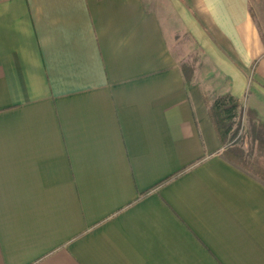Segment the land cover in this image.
<instances>
[{
    "label": "crops",
    "instance_id": "obj_1",
    "mask_svg": "<svg viewBox=\"0 0 264 264\" xmlns=\"http://www.w3.org/2000/svg\"><path fill=\"white\" fill-rule=\"evenodd\" d=\"M227 94L264 122V0H0V264H264Z\"/></svg>",
    "mask_w": 264,
    "mask_h": 264
},
{
    "label": "trees",
    "instance_id": "obj_2",
    "mask_svg": "<svg viewBox=\"0 0 264 264\" xmlns=\"http://www.w3.org/2000/svg\"><path fill=\"white\" fill-rule=\"evenodd\" d=\"M186 81L190 80V76L186 70H183ZM209 118L215 129L217 137L221 144L225 147L222 157L231 165L246 172L248 175L255 178L257 181L264 184V168L259 165H254L249 161V156L243 149L237 148L234 144L229 145L227 142L232 130L233 121L239 115L243 114V108L239 101L231 95H222L216 97L208 109ZM249 115H255L254 112L248 111ZM255 119V118H254ZM260 133L254 137V141L260 146L257 150H264V122H259ZM252 171H256L255 174Z\"/></svg>",
    "mask_w": 264,
    "mask_h": 264
},
{
    "label": "rangeland",
    "instance_id": "obj_3",
    "mask_svg": "<svg viewBox=\"0 0 264 264\" xmlns=\"http://www.w3.org/2000/svg\"><path fill=\"white\" fill-rule=\"evenodd\" d=\"M251 16L254 18L252 11ZM194 59L195 55H191L190 61ZM233 122L232 130L227 141L230 143L229 145L234 144L237 148L243 149L249 156L251 163L264 168V150H257L260 146L254 141L257 133H260L258 122L249 114L238 115ZM262 148L264 149L263 146ZM255 172L252 171L253 174Z\"/></svg>",
    "mask_w": 264,
    "mask_h": 264
}]
</instances>
